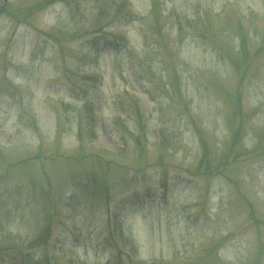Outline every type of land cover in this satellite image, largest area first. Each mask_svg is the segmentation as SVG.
Returning a JSON list of instances; mask_svg holds the SVG:
<instances>
[{
    "label": "rangeland",
    "instance_id": "1",
    "mask_svg": "<svg viewBox=\"0 0 264 264\" xmlns=\"http://www.w3.org/2000/svg\"><path fill=\"white\" fill-rule=\"evenodd\" d=\"M0 264H264V0H0Z\"/></svg>",
    "mask_w": 264,
    "mask_h": 264
},
{
    "label": "trees",
    "instance_id": "2",
    "mask_svg": "<svg viewBox=\"0 0 264 264\" xmlns=\"http://www.w3.org/2000/svg\"><path fill=\"white\" fill-rule=\"evenodd\" d=\"M122 7H123V8L120 9V10H122V11H123V10H126V8H127V7H124V6H122ZM108 42H109V41L106 39V41H105L104 44L107 45ZM94 49H95V50H94L95 52H98L97 55H99V53H100L102 47H101V46H97V45H95ZM85 107H86V109H87V111H88V112H87V118H89V114H90V115L94 114V105H93L92 103H87ZM27 262H28V261H27Z\"/></svg>",
    "mask_w": 264,
    "mask_h": 264
}]
</instances>
